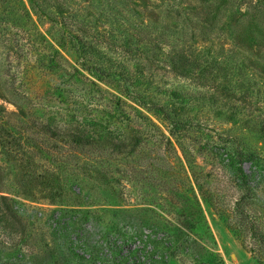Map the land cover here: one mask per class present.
Returning a JSON list of instances; mask_svg holds the SVG:
<instances>
[{"label": "rangeland", "instance_id": "374dc122", "mask_svg": "<svg viewBox=\"0 0 264 264\" xmlns=\"http://www.w3.org/2000/svg\"><path fill=\"white\" fill-rule=\"evenodd\" d=\"M258 1L46 0L48 20L27 0H0V264H264L252 234H264ZM65 27L98 33L114 60L141 63L138 91L149 102L158 81L205 100L162 101L187 123L178 133L127 99L132 121L113 124L106 114L119 90L80 69ZM53 55L62 71L49 68ZM183 60L194 77L172 72ZM83 119L110 124L96 135L105 141L63 134ZM31 139L55 156L35 154ZM56 158L69 163L55 167Z\"/></svg>", "mask_w": 264, "mask_h": 264}, {"label": "trees", "instance_id": "16d2710c", "mask_svg": "<svg viewBox=\"0 0 264 264\" xmlns=\"http://www.w3.org/2000/svg\"><path fill=\"white\" fill-rule=\"evenodd\" d=\"M3 1V0H1ZM11 2L15 3L16 5L20 4L22 5V0H11ZM30 8L39 16H43L49 20V15L46 13V0H27ZM246 5H249V7H256L258 6V0L253 4V0H241ZM4 3V2H3ZM24 6V5H22ZM24 12V11H22ZM51 21H53L51 19ZM63 24L61 23V26ZM66 28V27H65ZM75 29V28H74ZM75 29L74 31H71L66 28V31L62 34L65 36L64 38L68 39V42L73 45L74 52L76 54V57L78 58V66L81 70L88 72L92 77L106 81L107 83L115 86L118 88L119 95H112L113 101V109L110 112H107V116L110 118V120H113V124L116 122L123 123L124 121H132L129 118V115L123 111L125 104L124 99H127L133 103H135L138 107H141L145 109L147 112L152 113L155 116H158L160 119L165 121L167 124L171 126V133L173 132H180L182 128L187 126V123L179 119L175 113V111L170 110L166 107V105L162 104L164 102H172L179 105H186L190 103H196V102H202L205 100V97L198 95H192L188 92H185V90H180L176 87L169 86L167 87L165 84L161 81H158L156 85L155 92L158 95V98H156L155 102L152 103L149 102L150 100L143 95V93L139 92V77H144L142 69L140 68L141 63H138V61H135L133 66L125 65L122 62L118 60H114L112 57L108 56V53H105L103 50L99 48L100 40L98 39L99 36L97 34H88V31L85 29ZM59 45H63L60 43ZM181 64L175 65L173 64L171 66L172 72L174 75H178L180 77L185 76H195L194 72L191 70L192 65L190 64L188 60H183L180 62ZM48 66L52 70L60 69L61 66L56 60V56L53 55V57L48 62ZM197 66V65H196ZM61 70V69H60ZM62 71V70H61ZM65 72V71H64ZM75 74H70L73 76L76 80H79L77 75L83 76L77 69H74ZM137 78H136V77ZM139 76V77H138ZM202 76V77H201ZM135 77V78H134ZM133 79V80H132ZM196 79L201 82L200 80L203 79V74H198L196 76ZM146 84H149L148 81H146ZM93 83V82H92ZM95 83V82H94ZM213 88V87H212ZM216 90V89H214ZM211 98L214 99V101H217L213 96ZM4 109L0 107V114H4ZM138 118L141 120L140 125H144L145 127L153 126L152 121L147 118L145 115H143L139 110H137ZM1 119V117H0ZM77 123L72 125L71 123L70 127H67V129L64 131L63 134L70 135L73 138H83L84 141H100L103 136V131H99V129L110 131V124H106L103 126L101 122H98L96 120H90V119H83L81 122L74 120ZM53 122L49 121V124L47 123V126H45V130H50L51 127H53ZM110 136L115 138L112 133H108ZM98 135L99 137L97 138ZM32 145L31 149L35 154H40L41 156L46 157H53L55 156V152L50 150L51 146L44 145L39 142H34L33 139H31ZM105 141V140H101ZM87 144H89L87 142ZM58 153V152H56ZM245 153H239L238 154V164L239 167L236 169V172L239 175L241 186L243 189H245L247 192L246 194L241 198V200H244L246 198H249L248 193V187L246 185V175L244 174L243 168L241 167V162L243 156ZM68 160H63L61 158H56L53 160V166L58 168H64L66 165H68ZM236 213L238 216H246V212L244 210L245 207L240 206V202L236 203ZM69 225V224H68ZM230 226V225H229ZM232 227V226H231ZM230 227V228H231ZM232 229V228H231ZM58 230H56L57 232ZM67 228L62 229L61 233L66 234L67 236ZM59 235V233H56ZM253 236L255 237L257 241V245L259 247H263L262 250H264V234L258 233L256 231H252ZM73 256H76L74 258H78L79 256L75 253H73ZM78 256V257H77ZM264 261V259H263Z\"/></svg>", "mask_w": 264, "mask_h": 264}]
</instances>
